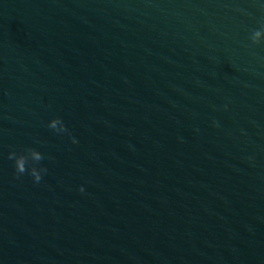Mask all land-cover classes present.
Returning <instances> with one entry per match:
<instances>
[{
  "label": "water",
  "instance_id": "95a60500",
  "mask_svg": "<svg viewBox=\"0 0 264 264\" xmlns=\"http://www.w3.org/2000/svg\"><path fill=\"white\" fill-rule=\"evenodd\" d=\"M261 27L264 0H0V264H264Z\"/></svg>",
  "mask_w": 264,
  "mask_h": 264
},
{
  "label": "clouds",
  "instance_id": "9594fccd",
  "mask_svg": "<svg viewBox=\"0 0 264 264\" xmlns=\"http://www.w3.org/2000/svg\"><path fill=\"white\" fill-rule=\"evenodd\" d=\"M250 40L252 45L259 46L261 42L264 41V27L253 30L250 35ZM224 110H228L227 105H225ZM47 127L58 136L67 135L73 144L78 143L61 118L56 117L52 119L48 122ZM8 159L14 162V174L17 179L27 174L32 177L34 184H39L43 176L47 174L48 169L41 165L45 156L34 148H26L19 154L15 151L10 152L8 154ZM79 191L81 195L85 194V189L83 187H81Z\"/></svg>",
  "mask_w": 264,
  "mask_h": 264
}]
</instances>
